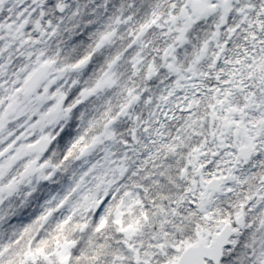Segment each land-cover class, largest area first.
Wrapping results in <instances>:
<instances>
[{"label":"snow or ice","instance_id":"snow-or-ice-1","mask_svg":"<svg viewBox=\"0 0 264 264\" xmlns=\"http://www.w3.org/2000/svg\"><path fill=\"white\" fill-rule=\"evenodd\" d=\"M0 264H264V0H0Z\"/></svg>","mask_w":264,"mask_h":264}]
</instances>
